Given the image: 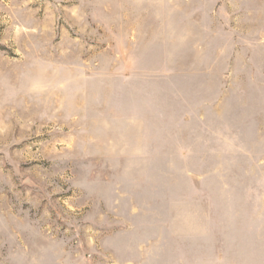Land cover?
I'll list each match as a JSON object with an SVG mask.
<instances>
[{"label": "rangeland", "instance_id": "rangeland-1", "mask_svg": "<svg viewBox=\"0 0 264 264\" xmlns=\"http://www.w3.org/2000/svg\"><path fill=\"white\" fill-rule=\"evenodd\" d=\"M0 264H264V0H0Z\"/></svg>", "mask_w": 264, "mask_h": 264}]
</instances>
